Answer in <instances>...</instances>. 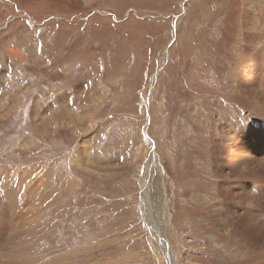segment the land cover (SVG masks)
<instances>
[{
	"label": "rangeland",
	"instance_id": "1",
	"mask_svg": "<svg viewBox=\"0 0 264 264\" xmlns=\"http://www.w3.org/2000/svg\"><path fill=\"white\" fill-rule=\"evenodd\" d=\"M247 2L0 0V62L28 83L0 128V168L29 166L40 185L32 206L39 218L6 238L3 256L15 264H264L263 252L237 243L236 220L212 212L208 171L215 118L221 124L228 110L261 116L229 86ZM12 41L21 56L7 61ZM81 83L85 92L74 93ZM55 88L75 105L74 119L57 120L48 97ZM152 153L161 175L149 171ZM154 188L164 195L161 216L151 208ZM237 194L238 213L252 216L251 192L241 184ZM154 230L164 231L166 249Z\"/></svg>",
	"mask_w": 264,
	"mask_h": 264
},
{
	"label": "bare ground",
	"instance_id": "2",
	"mask_svg": "<svg viewBox=\"0 0 264 264\" xmlns=\"http://www.w3.org/2000/svg\"><path fill=\"white\" fill-rule=\"evenodd\" d=\"M81 1L83 3H88L89 0H81ZM241 22H242L241 23L242 25H240L241 34L239 36V43L237 42L239 44V45L237 44L239 51L238 52L236 51L238 53L239 67L237 68L236 71L231 73L232 74L231 76H229V80H230L229 86L232 87L233 91H237L243 97L252 100L257 106V108L261 111V116H256L257 118H254L249 114L239 113L238 111H236L234 114V118H231L230 117L231 111L228 110L227 112L229 116L222 117L220 120H223V122L219 125H216L215 120L217 117L215 115L216 118L213 121L212 127L210 126L211 127V130L209 132L210 138H209V143H208V148H207L208 154L210 155V158H211L210 163L212 167L211 169H208V171L210 170L211 177L214 182V184L212 183V189H213L214 199L218 201L217 205L219 207V209L218 207L216 209L218 213H216V211H212V212L215 213V216L217 219L226 218L227 220V218L228 219L230 218L231 220H228V222L230 221L233 222L234 220H236L235 223H233L232 226L230 227L231 229H233L234 237L239 241L237 243H240L242 246L247 247L250 250H253V251L259 250L264 253V0H248L247 4L244 7ZM26 34L28 33L27 32L25 33L24 31L20 33L19 36L23 39L26 37ZM2 53H3V56L7 58V61H14L15 59L17 60L21 56L19 45L15 41L4 44ZM37 55L39 54H36V51H35V55H34L35 60L39 58L37 57ZM166 59L167 60L169 59L168 53L166 55ZM24 61H25V57L22 58V62ZM12 70L10 69L8 63L5 64L3 62L2 63L0 62V128L4 127L2 125L5 124L7 117L12 116L13 111L16 109V104H18L17 101H19L23 97V94H24L23 92L27 90L26 87L28 83L24 80V78L22 79V78L17 77L15 74L16 71L14 72ZM191 70L192 68H188V71H191ZM185 74L186 73L184 72L182 73V76H181L182 79H184ZM65 76L68 77L67 75ZM85 84L86 83H81V85H78V86L75 85L76 87L71 88V89H75L74 93H78V92L82 93V91H84L82 89L86 87L84 86ZM61 90L62 89L55 88V89H52L51 92L50 91L48 92V97L49 96L51 97L52 95L54 99V104L55 103L57 104L58 110L55 112H57V116H58L57 120H59L60 123L62 120L60 119L61 116L65 118V116L68 115L70 119L72 120L74 119L73 113H76L75 105H73L72 103L70 104L69 100L67 102L64 100L63 102V100L60 99V97L61 98L64 97V94L60 93ZM37 101H35L32 106L31 115H30L31 117L29 118L31 119V121L35 119L37 109L40 105V103ZM78 103L80 104V102ZM197 113L198 111L194 107L191 110V114L196 115ZM222 114L224 115V113ZM46 117L49 119L51 118L49 115H46ZM46 117L43 114V118H46ZM43 120L45 121V119ZM65 121L66 120H64V125H66ZM48 123H51V122H48ZM55 126L56 128L58 127L57 125ZM254 138L255 139L259 138L258 145H255ZM155 159H154L153 153L149 155V158H148V162H150L148 166L149 171L152 172V174L154 173L160 174L159 169H158V164H157L158 162H156ZM6 166L8 167V165ZM36 179L37 177L34 174V171L29 166L28 167L25 166V168L23 169L22 168H9V169L0 168V264H15L14 260L6 258V256H3V254L1 253V250L6 251L5 247L4 249H2L6 238L32 227L37 219L39 208L32 207L33 202H34V197H36V193L38 189H40V185L38 184ZM159 182H160V177L158 176L156 178L157 185L159 184ZM156 183H154L153 185H155ZM241 184H242L243 190L246 189L248 190V192L249 191L251 192V195L249 196L248 194L247 196L248 203L251 209L254 210V208H256L255 213L252 214V216L248 215L249 213H244V212L243 213L245 215L241 214V212L239 214L236 209L238 208L236 205H239V202L242 203V199H239L238 198L239 195L237 194V191L239 190V187L241 186ZM160 187H159V190H160ZM155 188L153 189L156 192H155V195L151 199V208L153 211V215L159 216L161 212V207L165 205V199L161 200V198L164 195L162 196L161 192L157 191V189ZM19 194H21L20 203L17 204L16 201L19 198ZM31 203L32 205H30ZM245 203H246V200H245ZM246 208L249 209L248 207ZM166 215H167V212H166ZM238 216H241V217L237 219L236 217ZM164 217H165V214H164ZM160 222H161V219H160ZM149 228H151V225L149 226ZM150 232L152 234V231ZM161 235L163 237V242H162L164 245L163 247H165L164 249H166L167 243L165 244V241H164L165 234L163 230H162ZM161 235L159 234L157 230H154V234H153L154 238L158 237L159 239H161ZM187 238L185 239L186 241H187ZM19 243L20 242H17V244ZM23 246L17 247L18 250L22 248ZM29 246L30 245H28V247ZM10 249H13V248H10ZM28 256L31 258L33 254L32 256L30 255ZM165 256H167V259L168 257H170L169 254ZM21 263L23 262L21 261Z\"/></svg>",
	"mask_w": 264,
	"mask_h": 264
}]
</instances>
